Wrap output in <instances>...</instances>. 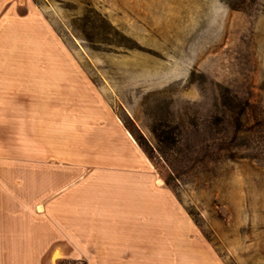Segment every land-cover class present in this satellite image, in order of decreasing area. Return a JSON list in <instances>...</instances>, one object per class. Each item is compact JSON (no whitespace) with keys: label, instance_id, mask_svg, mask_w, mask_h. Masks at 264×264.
<instances>
[{"label":"rangeland","instance_id":"374dc122","mask_svg":"<svg viewBox=\"0 0 264 264\" xmlns=\"http://www.w3.org/2000/svg\"><path fill=\"white\" fill-rule=\"evenodd\" d=\"M25 1L57 36L67 166L104 106L185 209L179 264H264V0Z\"/></svg>","mask_w":264,"mask_h":264},{"label":"crops","instance_id":"0c3cea01","mask_svg":"<svg viewBox=\"0 0 264 264\" xmlns=\"http://www.w3.org/2000/svg\"><path fill=\"white\" fill-rule=\"evenodd\" d=\"M26 5L0 0V264H179L185 209L104 106L86 111L81 167L67 166L58 92L42 80L57 36Z\"/></svg>","mask_w":264,"mask_h":264},{"label":"bare ground","instance_id":"6f19581e","mask_svg":"<svg viewBox=\"0 0 264 264\" xmlns=\"http://www.w3.org/2000/svg\"><path fill=\"white\" fill-rule=\"evenodd\" d=\"M158 184L159 185H162L163 184L162 180H159Z\"/></svg>","mask_w":264,"mask_h":264},{"label":"trees","instance_id":"16d2710c","mask_svg":"<svg viewBox=\"0 0 264 264\" xmlns=\"http://www.w3.org/2000/svg\"><path fill=\"white\" fill-rule=\"evenodd\" d=\"M139 145L142 147V144H140V142H139ZM143 148V147H142ZM146 153V152H145ZM147 154V153H146ZM149 157V156H148Z\"/></svg>","mask_w":264,"mask_h":264}]
</instances>
